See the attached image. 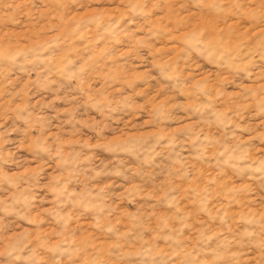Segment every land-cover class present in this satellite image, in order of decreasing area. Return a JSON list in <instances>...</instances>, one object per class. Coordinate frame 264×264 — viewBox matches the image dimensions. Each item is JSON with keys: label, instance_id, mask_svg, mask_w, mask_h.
I'll list each match as a JSON object with an SVG mask.
<instances>
[{"label": "rangeland", "instance_id": "1", "mask_svg": "<svg viewBox=\"0 0 264 264\" xmlns=\"http://www.w3.org/2000/svg\"><path fill=\"white\" fill-rule=\"evenodd\" d=\"M0 264H264V0H0Z\"/></svg>", "mask_w": 264, "mask_h": 264}]
</instances>
